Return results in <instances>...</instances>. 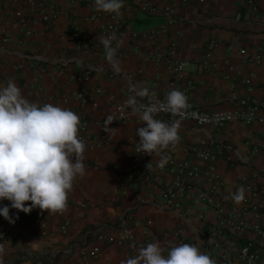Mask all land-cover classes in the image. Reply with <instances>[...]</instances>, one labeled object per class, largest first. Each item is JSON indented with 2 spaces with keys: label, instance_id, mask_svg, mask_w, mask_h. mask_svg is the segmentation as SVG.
<instances>
[{
  "label": "crops",
  "instance_id": "crops-1",
  "mask_svg": "<svg viewBox=\"0 0 264 264\" xmlns=\"http://www.w3.org/2000/svg\"><path fill=\"white\" fill-rule=\"evenodd\" d=\"M53 1L68 14L46 23L38 15L26 20L16 16L23 0H0V83L12 78L30 101L78 114L91 140L85 142V175L74 181L61 212L69 221L64 233L57 213L18 212L14 224L0 217V260L3 264H81L77 251L71 256L66 251L97 246L101 256L89 264H121L138 249L132 245L155 240L161 246L167 241L168 247L195 244L216 264H246L240 253L248 243L262 239L264 201L246 191L247 201L237 204L231 194L238 184H254L264 195V123L260 120L264 108L260 119L249 124L230 120L216 128L182 121L178 143L160 155L137 150L135 130L145 125L131 112L115 125L108 141L101 127L112 122H106V117L114 119L116 104L129 95V82L148 86L160 99L170 89L191 85L188 103L207 112L244 109L238 104L243 99L264 102V0H251L252 6L241 0H172L176 22L165 32L159 31L163 18L129 13L124 0L119 16L124 25L114 34L119 40V74L105 60L101 44L105 36L100 29L108 18L102 16L89 25L81 22L96 10L94 0ZM78 28L94 36L90 47L81 51L76 49ZM176 63L188 67L178 72ZM203 63L208 67L203 68ZM78 72L86 73L82 84L73 78ZM81 88L99 93L81 105L73 97ZM63 94L69 97L67 104L59 99ZM207 153L213 156L211 162L199 158ZM161 155L169 157L164 168L158 167ZM171 162H190L198 176L189 179ZM210 168L221 185L207 175ZM177 179L195 184L213 205L176 197L178 211L162 209V192ZM3 205L10 203L5 200L0 202ZM217 206L241 229L221 227ZM15 212L10 209L9 215ZM120 236H126L120 247L107 240Z\"/></svg>",
  "mask_w": 264,
  "mask_h": 264
},
{
  "label": "clouds",
  "instance_id": "clouds-1",
  "mask_svg": "<svg viewBox=\"0 0 264 264\" xmlns=\"http://www.w3.org/2000/svg\"><path fill=\"white\" fill-rule=\"evenodd\" d=\"M94 7L119 17L124 0H94ZM101 44L105 60L119 74L122 71L117 59L119 40L113 34L102 38ZM179 67L184 69L188 65ZM127 87L129 95L122 107L130 109L145 125L135 130L139 137L137 150L151 156L175 146L189 107L185 93L173 88L161 101L142 83L129 82ZM165 109L176 119H158L157 114ZM107 121H113V115H108ZM79 125L80 117L71 109L30 101L12 78L0 83V202L10 203L0 206V217L14 224L18 212L29 214L39 209L58 213L67 207L74 181L85 175L86 143L79 136ZM168 161V156L161 155L158 167L164 168ZM231 199L237 204L243 201L244 187H238ZM10 209L16 210L11 216ZM121 264H216V261L195 244L179 243L165 248L154 240L136 249L134 255L126 256Z\"/></svg>",
  "mask_w": 264,
  "mask_h": 264
},
{
  "label": "built area",
  "instance_id": "built-area-1",
  "mask_svg": "<svg viewBox=\"0 0 264 264\" xmlns=\"http://www.w3.org/2000/svg\"><path fill=\"white\" fill-rule=\"evenodd\" d=\"M84 0H73L71 4L81 3ZM242 2H246L249 6H252L253 3L251 0H241ZM185 2V0L183 1ZM21 7L24 8V10L19 7L16 10V16L22 18L23 20L28 19V17H31L33 15H38L42 21L46 23H53L61 16H66L68 14L67 11L61 9V7L57 6L53 0H23L21 2ZM126 3V10L129 13L132 14H148L155 17L163 18L165 21L160 26L159 31L165 32L167 28L175 24L176 18H175V11L173 7L171 6L172 0H125ZM18 5V4H17ZM102 16H105L108 18V22L104 24L103 27H101L100 33L104 35L105 37L109 35H113L118 33L124 25L123 20L120 17H116L111 14H106L103 12H99L97 10H94L90 15L84 16L81 18V22L85 25L92 24ZM156 32L152 31L150 32V35L153 37ZM75 37H76V49L78 51L87 49L90 47L94 36L87 30H81L77 29L75 31ZM133 37H136V35H133ZM172 46H175L172 44ZM117 53L118 49H117ZM171 57L174 56V52L171 51L170 53ZM260 58L254 59L255 62H260ZM180 63H176V69L178 72H181L182 69L179 67ZM203 68H207L208 65L206 63L202 64ZM40 73L44 74L45 69L41 68ZM74 80L78 84H82L86 80V73L84 72H78L77 74L73 75ZM193 89L191 85H186L180 90L185 93L187 96V103H188V97L189 92ZM98 94L99 90H95L93 92L84 90L83 88L79 89L77 92L73 94L74 99L80 103L81 105H85L88 101H92L94 94ZM127 96L120 101L115 106V117L113 121L107 125L101 127V131L105 133L108 136L107 141L110 139V137L114 133V127L117 123L122 121L128 112H131L130 109L122 107L123 102ZM60 101L64 104L68 103L69 97L66 94H63L59 97ZM159 100H163L158 98ZM144 102H147L145 100ZM241 107H244V109H232L229 111H203V110H195L193 109L190 104L188 103L189 107L186 110V115L182 119V121H188L196 125L197 127H204L207 125L214 126L216 128H221L223 125L230 120H235L244 124H249L253 121H256L259 118V112L264 108V102H258L255 100L250 99H243L240 100L238 103ZM190 113H195L196 115H190ZM157 117H162L166 119L167 121H171L173 119H176V117H173L171 113H169L166 109L161 110ZM264 123V119H260ZM86 125H80L79 126V136L84 139V141L88 142L91 141L86 135ZM264 137V134H263ZM199 158L204 162H211L213 160V156L211 154H202L199 155ZM172 166H174L179 171H185L186 175L189 179H194L198 176V171L195 167L191 166V163H179L174 164L172 163ZM207 175L210 177V179L214 182H217L219 185L220 178L219 176L213 171L212 168L209 169ZM243 186L246 191L251 192L252 196L260 198L262 201H264V195H260L258 193V188L256 185H244V184H238L235 187V191L238 187ZM213 189H215L213 187ZM162 197L164 200L163 205L161 206L162 209L168 210V211H178L180 208V205L176 202L175 198H185L190 201H192L194 204H206V205H213L212 199L207 195L206 193H203L200 191V189L195 185L191 183H185L183 181H179V179L175 180L170 187L165 189L162 192ZM244 202L247 200H243ZM216 211L218 213V221L219 225L221 227H225L230 230H240L241 225H236L233 222V219L224 212V210L220 207H216ZM59 217L62 218L61 212L57 213ZM69 225V221L65 218H62L59 222L60 231L64 233ZM105 229L113 230L114 228L105 226ZM126 233V232H124ZM261 240L256 243H248V245L241 250L240 257L243 260H247L246 264L250 263H257V264H264V232L261 234ZM126 236H120L118 239H112L107 238L109 243H112L114 246L120 247L123 245V241L125 240ZM143 245H132V247L139 248ZM162 247L167 248L168 242L164 241L162 244ZM252 251L249 254V251ZM78 252L80 258H81V264H89L95 260H97L102 253V249L97 246H92L90 249L85 248H70L66 251V256H71L75 252Z\"/></svg>",
  "mask_w": 264,
  "mask_h": 264
}]
</instances>
